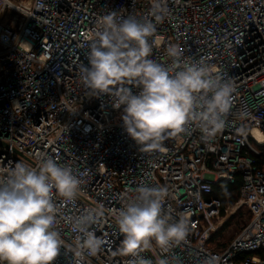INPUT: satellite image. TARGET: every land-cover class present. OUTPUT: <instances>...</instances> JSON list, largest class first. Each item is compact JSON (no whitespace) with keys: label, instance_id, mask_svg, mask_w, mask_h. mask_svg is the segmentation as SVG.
<instances>
[{"label":"built area","instance_id":"obj_1","mask_svg":"<svg viewBox=\"0 0 264 264\" xmlns=\"http://www.w3.org/2000/svg\"><path fill=\"white\" fill-rule=\"evenodd\" d=\"M168 14L150 15L152 0H0V168L38 165L47 154L71 165L81 179L77 197L60 206L57 228L74 243L69 218L88 209L102 215L90 226L102 239L84 264H130L117 254L122 236L116 219L141 183L166 186L165 211L185 215L184 241L163 253H141L157 264L162 256L182 264H264V0H166ZM7 11L15 17L2 24ZM109 12L151 19L157 42L150 58L171 63L170 44L181 59L201 61L234 82V104L225 127L206 140L199 122L145 152L122 128L123 106L93 96L79 74L88 63L98 18ZM138 89L133 87V92ZM237 185L239 201L223 212L214 186ZM250 220L226 247L210 245L241 207ZM215 221V222H214ZM55 264H73L61 250Z\"/></svg>","mask_w":264,"mask_h":264},{"label":"clouds","instance_id":"obj_2","mask_svg":"<svg viewBox=\"0 0 264 264\" xmlns=\"http://www.w3.org/2000/svg\"><path fill=\"white\" fill-rule=\"evenodd\" d=\"M167 14L166 0H152L150 15L157 22ZM97 25L80 78L93 96L107 95L113 107L123 106V131L141 151L162 150L163 142L184 133L190 121L199 122L206 140L225 127L236 92L232 80L211 65L181 59L183 52L175 44L166 49L171 63L150 58L157 43V25L151 19L109 12ZM80 185L71 165L47 154L35 167L16 162L0 168V264H55L62 249L72 253L73 264H84L86 256L97 254L103 241L90 226L102 215L100 209L68 219L76 233L71 245L57 228L60 206L53 190L64 202H72ZM135 192L116 219L122 236L116 251L133 257L130 264H152L141 253L154 244L168 253L186 239L189 222L185 215L175 218L165 211L166 186L141 183ZM157 264L182 261L162 256Z\"/></svg>","mask_w":264,"mask_h":264},{"label":"trees","instance_id":"obj_3","mask_svg":"<svg viewBox=\"0 0 264 264\" xmlns=\"http://www.w3.org/2000/svg\"><path fill=\"white\" fill-rule=\"evenodd\" d=\"M239 184L240 183L238 182L237 185H229L227 183L220 182L216 186H214V191H215L214 198L219 199L223 204L222 215H224V210L227 207H233L239 201ZM240 215L242 216V214H240ZM247 216H248L247 221H249L250 220V214L247 213ZM233 219L234 218H232L230 221L225 223L223 230H221L220 232L216 233L213 236V238L210 242V245L212 247L219 248L217 246L222 245L218 241H216V239L222 234V231H225L228 227H230ZM223 247H224V245H223ZM254 254L264 258V252H258V253H254Z\"/></svg>","mask_w":264,"mask_h":264},{"label":"rangeland","instance_id":"obj_4","mask_svg":"<svg viewBox=\"0 0 264 264\" xmlns=\"http://www.w3.org/2000/svg\"><path fill=\"white\" fill-rule=\"evenodd\" d=\"M14 17H15V14H13L10 11H7L6 14H4V16H2L1 23L6 24L5 22H9V20L13 19ZM227 209H228V207H227ZM247 213H248V211H247L246 207L241 206L236 211V213L234 215L230 216L226 220L225 223H227L232 218H234L230 227H228L225 231H222V234L216 239V241H218L220 244H222V245L217 246V247L221 248V246L223 247V245H224V247H226L236 238V236L238 235V233L240 232V230L242 229L244 224L248 222L247 221V218H248ZM240 214H242V216ZM225 223L223 224L221 229H219L218 232L223 230Z\"/></svg>","mask_w":264,"mask_h":264}]
</instances>
